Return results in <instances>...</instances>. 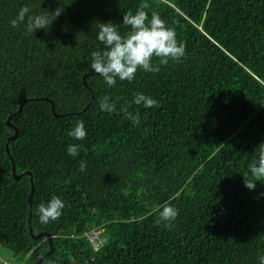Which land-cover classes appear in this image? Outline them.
<instances>
[{
    "label": "trees",
    "instance_id": "16d2710c",
    "mask_svg": "<svg viewBox=\"0 0 264 264\" xmlns=\"http://www.w3.org/2000/svg\"><path fill=\"white\" fill-rule=\"evenodd\" d=\"M25 6L30 14L64 11L48 32L28 33L11 25ZM137 10L159 15L186 55L166 66L153 57L159 71L109 88L89 69L91 52L103 47L99 24ZM141 92L160 107H128ZM105 95L140 124L100 111ZM10 116L19 132L8 141ZM78 121L82 141L68 135ZM262 142L264 0H0L3 258L37 264L51 248L49 233L54 249L41 264H258L264 179L254 181L249 166ZM69 144L79 146L75 158ZM54 197L66 206L42 224L33 210ZM166 203L179 212L170 227L155 211Z\"/></svg>",
    "mask_w": 264,
    "mask_h": 264
},
{
    "label": "clouds",
    "instance_id": "9594fccd",
    "mask_svg": "<svg viewBox=\"0 0 264 264\" xmlns=\"http://www.w3.org/2000/svg\"><path fill=\"white\" fill-rule=\"evenodd\" d=\"M63 11V7H57L55 11L46 10L39 14H30L31 9L25 6L11 20V25L13 28L23 25L28 33H36L38 30L48 32ZM121 24L130 28V31L121 34L118 26ZM96 40L103 47L91 52L89 69L99 74L109 88L115 87L118 80L132 82L138 71L147 73L159 71L158 66H153V57L157 58L161 65L166 66L170 61H179L186 55L185 45L178 41L175 30L168 27L155 13L149 19L143 10L124 13L121 23L100 22ZM132 104L142 105L145 109L160 107L158 100L142 92L134 95L128 107ZM128 107L122 106L118 110L116 103L108 95L99 100L100 111L117 115L123 112L133 124H140V116L129 112ZM68 135L75 141L84 140L87 136L84 122L78 121ZM78 147L77 144H69L67 154L75 158L78 155ZM86 168V162L80 161L79 171L85 172ZM249 172L254 181L264 179V142L259 145V156L249 166ZM256 186V182H245V187L249 190L254 191ZM65 206L62 199L54 197L36 206L33 214L39 218L40 223L47 224L57 220ZM155 211L159 220L166 222L169 227L179 215L178 209L167 203L158 206ZM258 264H264V256L258 257Z\"/></svg>",
    "mask_w": 264,
    "mask_h": 264
},
{
    "label": "water",
    "instance_id": "95a60500",
    "mask_svg": "<svg viewBox=\"0 0 264 264\" xmlns=\"http://www.w3.org/2000/svg\"><path fill=\"white\" fill-rule=\"evenodd\" d=\"M51 103H52V110H53L55 116H58V117L61 116L60 114H58V113L56 112L54 102L51 101ZM22 106H23V105H21L20 109H22ZM10 120H11V116L7 119V123L14 127V129H15V133H14L13 135H11V136L8 138V141H9L10 139L15 138V137L18 135V132H19L18 128H17L15 125H13L12 123H10ZM7 150H8V152H9V148H8V147H7ZM13 171H14V172L16 171V170H15V164H14V163H13ZM14 174H15V177L18 178V177H20L23 173L20 174V175H18V174H16V173H14ZM33 193H34V185L32 184V190H31V193H30L29 198H28L29 203H30V209H31V207H32V197H33ZM29 229H30L31 234H32L35 238H39V237H41L42 235H44V233H39V234H37V235L33 234V229H32V226H31V212L29 213ZM45 235H47L48 238H49V240H50L51 248H50V250H49L47 253H45V254L39 259V261H38L37 264H41L42 261H43V260H44V259H45V258H46V257L52 252V251H53V249H54V245H53V242H52V236H51V234H49V233H45Z\"/></svg>",
    "mask_w": 264,
    "mask_h": 264
},
{
    "label": "built area",
    "instance_id": "2783aa9c",
    "mask_svg": "<svg viewBox=\"0 0 264 264\" xmlns=\"http://www.w3.org/2000/svg\"><path fill=\"white\" fill-rule=\"evenodd\" d=\"M90 240L94 244V247L97 248L101 243V237L99 235V231H92ZM0 264H16V263H14L13 261L7 260L0 255Z\"/></svg>",
    "mask_w": 264,
    "mask_h": 264
},
{
    "label": "rangeland",
    "instance_id": "374dc122",
    "mask_svg": "<svg viewBox=\"0 0 264 264\" xmlns=\"http://www.w3.org/2000/svg\"><path fill=\"white\" fill-rule=\"evenodd\" d=\"M0 252L3 256L9 257L10 253L6 249L0 247Z\"/></svg>",
    "mask_w": 264,
    "mask_h": 264
}]
</instances>
